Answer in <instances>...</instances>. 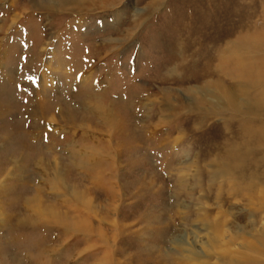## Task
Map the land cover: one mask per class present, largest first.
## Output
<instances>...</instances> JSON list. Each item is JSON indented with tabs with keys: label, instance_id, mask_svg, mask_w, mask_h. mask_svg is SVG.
Here are the masks:
<instances>
[{
	"label": "rangeland",
	"instance_id": "rangeland-1",
	"mask_svg": "<svg viewBox=\"0 0 264 264\" xmlns=\"http://www.w3.org/2000/svg\"><path fill=\"white\" fill-rule=\"evenodd\" d=\"M67 1L0 0V264H264V0Z\"/></svg>",
	"mask_w": 264,
	"mask_h": 264
},
{
	"label": "bare ground",
	"instance_id": "bare-ground-1",
	"mask_svg": "<svg viewBox=\"0 0 264 264\" xmlns=\"http://www.w3.org/2000/svg\"><path fill=\"white\" fill-rule=\"evenodd\" d=\"M84 1V0H83ZM112 1V0H111ZM115 1V0H114ZM67 2H69V0L67 1ZM83 3V2H82ZM69 5H71V4H76L77 6H79L80 5V2H78L77 0H71V2L70 3H68ZM51 6V5H50ZM63 6V5H62ZM251 37L252 36H248V35H243L242 36V38H241V40H242V42L243 43H247V42H250L252 39H251ZM252 42V41H251ZM236 43V42H235ZM237 45V44H236ZM238 46H235V44H231V45H229L227 48H226V51H227V53H228V55H231V54H236V55H242L243 54V51L239 48H237ZM243 48V47H242ZM242 51V52H241ZM223 54V53H222ZM221 54V55H222ZM245 54V53H244ZM244 54H243V57H244ZM227 55V56H228ZM251 56V55H250ZM238 57V56H237ZM247 57V56H246ZM245 57V58H246ZM244 58V59H245ZM241 59H243V58H241ZM261 60V59H260ZM258 61V60H257ZM240 62V61H239ZM254 62V61H253ZM259 62V61H258ZM221 64V63H220ZM220 64H219V66H220ZM260 64H261V61H260ZM256 65V64H255ZM254 65V66H255ZM264 65V64H263ZM218 66V67H219ZM239 66V65H238ZM247 66H248V63H247ZM246 66V67H247ZM262 66V65H261ZM259 67H260V65H259ZM239 68V67H238ZM244 69V68H243ZM246 69V68H245ZM218 70V69H217ZM216 70V71H217ZM246 70H248V69H246ZM257 70H258V68H257ZM261 70V69H260ZM260 70H258V71H260ZM245 71V70H244ZM221 72V71H220ZM217 73H219V72H217ZM257 73V72H256ZM260 73V72H259ZM239 74H241L240 73V71H239ZM238 74V75H239ZM261 74H263V73H261ZM241 76H242V74H241ZM244 76H246V74L244 75ZM249 76H251L250 75V73H249ZM255 76H256V78H258L259 76L258 75H256L255 74ZM263 76V75H262ZM235 77V76H234ZM252 77V76H251ZM236 78V77H235ZM242 78V77H241ZM241 78H240V80H241ZM261 78V77H260ZM218 79H222V78H218ZM239 79V78H238ZM249 79H251L250 77H249ZM255 79V78H254ZM239 80V81H240ZM245 80H247V79H245ZM244 80V81H245ZM252 80V79H251ZM260 80H262L263 81V78H261ZM217 81V80H216ZM216 81L215 80H213V78H212V80H211V78L208 80H206L205 82H208V84H215L216 83ZM223 81V80H222ZM221 81V82H222ZM255 81V80H254ZM235 82H236V80H235ZM238 82V81H237ZM241 82H242V80H241ZM256 82V81H255ZM261 82V81H260ZM239 83V82H238ZM234 84V83H233ZM253 84V83H252ZM218 85H220V83L218 82ZM228 85V84H227ZM240 85V84H239ZM241 85H242V83H241ZM245 84H243L242 86H244ZM254 85V84H253ZM215 86V85H214ZM260 86V85H259ZM258 86V87H259ZM217 87H219V86H217ZM221 87H222V85H221ZM228 87V86H227ZM226 87V88H227ZM229 87H232V86H229ZM261 87V86H260ZM263 87V86H262ZM223 88V87H222ZM224 88H225V85H224ZM223 88V89H224ZM244 88V87H243ZM196 90V88L194 89V87L192 88V87H190V90L192 91V93H193V95H195L194 94V91L193 90ZM245 89V88H244ZM243 89V90H244ZM189 90V91H190ZM225 91H226V94H227V98H225V100H224V98H221L220 99V101H216V102H225V103H227V104H229V105H231V106H238V105H240L241 103V101L240 100H238V98H237V95L235 94L236 92H237V90L236 89H234L235 90V93L233 92V90L232 89H224ZM261 90V89H260ZM200 92V91H199ZM213 92V91H212ZM223 92V91H222ZM239 92V91H238ZM258 92V91H257ZM242 94H246V92L245 93H243L242 92ZM241 94V95H242ZM259 94H260V92H259ZM262 94H263V92H262ZM204 96H200V97H198L197 96V93H196V100L198 101V102H207V101H209V99H207V97H208V95L207 94H203ZM213 95V94H212ZM254 96V95H253ZM260 96H261V94H260ZM260 96H258V98H259V101L258 102H260V104H261V106L263 107L264 106V94H263V96H262V98H260ZM246 97V96H245ZM256 97V96H255ZM255 97H253V98H255ZM257 98V97H256ZM251 99V98H250ZM249 99V100H250ZM261 99V100H260ZM252 100V99H251ZM251 100L249 101V102H251ZM211 103V102H210ZM198 104V103H197ZM221 104V103H220ZM203 105V104H202ZM208 105H210V104H208ZM217 105H219V104H217ZM226 105V104H225ZM206 106V105H205ZM215 106H216V104L215 103H211V107H213V108H215ZM227 106V105H226ZM253 106V105H252ZM241 108V107H240ZM259 108V107H258ZM220 109V108H219ZM225 109V108H224ZM243 109V108H242ZM256 109H257V107H256ZM247 110V109H246ZM258 111V110H257ZM222 112V111H221ZM233 112H235V111H233ZM236 112H238V111H236ZM260 112V111H259ZM258 112V113H259ZM259 119V118H258ZM259 121V120H258ZM244 122V121H243ZM263 122V121H262ZM254 123V122H253ZM256 124V123H255ZM260 124H262V123H260ZM241 126V125H240ZM243 126V125H242ZM256 126V125H255ZM258 126H259V124H258ZM251 127V126H250ZM254 128V127H253ZM248 129V128H247ZM258 129V128H257ZM249 131V130H248ZM248 131H246V132H248ZM254 131V130H253ZM241 132H243V131H241ZM245 132V131H244ZM250 134V133H249ZM249 134H247V135H249ZM246 135V136H247ZM242 136V135H241ZM253 137H255V138H257V141L256 142H260V140H264V126H262L261 128H260V130L258 131V132H255V133H253ZM239 139V138H238ZM237 140V139H236ZM252 141V140H251ZM240 142H241V140H240ZM249 142V141H248ZM255 142V143H256ZM263 143H264V141H262ZM236 143V142H235ZM242 143V142H241ZM254 143V142H253ZM231 144H232V142H231ZM260 144V143H259ZM236 145H237V143H236ZM263 145V144H262ZM228 146V145H227ZM226 146V147H227ZM249 146V145H248ZM251 146V145H250ZM253 146V145H252ZM236 147V146H235ZM262 147V146H261ZM229 148V147H228ZM245 148V147H244ZM237 149V148H236ZM251 149V148H250ZM242 150H243V148H242ZM259 150V149H258ZM229 151V150H228ZM233 151V150H232ZM226 154H227V152H225ZM238 153H239V151H238ZM263 153V152H262ZM260 154V153H259ZM264 154V153H263ZM239 155V154H238ZM249 155H251V154H249ZM257 155V154H256ZM233 156V155H232ZM260 156V155H259ZM262 156V155H261ZM242 157H244V156H242ZM239 159V158H238ZM223 161V160H222ZM240 161V160H239ZM227 162V161H226ZM233 162V161H232ZM232 162H231V164H232ZM237 162V161H236ZM262 162V161H261ZM234 164V163H233ZM236 164H239V163H236ZM253 166H255V165H253ZM264 167V166H263ZM234 168V167H233ZM252 168V167H251ZM254 169V168H253ZM262 169V168H261ZM250 170V169H249ZM243 171H244V169H243ZM259 171V170H258ZM256 172V171H255ZM262 172V171H261ZM260 173V172H259ZM241 174V173H240ZM250 175V174H249ZM241 178H242V176H241ZM262 178H264V177H262ZM260 181V180H259ZM263 183V182H262Z\"/></svg>",
	"mask_w": 264,
	"mask_h": 264
}]
</instances>
